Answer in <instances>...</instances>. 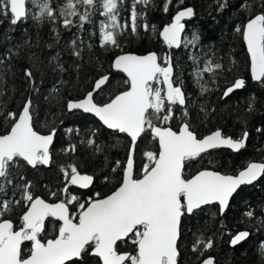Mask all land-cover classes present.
<instances>
[{
    "label": "snow or ice",
    "instance_id": "snow-or-ice-1",
    "mask_svg": "<svg viewBox=\"0 0 264 264\" xmlns=\"http://www.w3.org/2000/svg\"><path fill=\"white\" fill-rule=\"evenodd\" d=\"M149 2L132 0L130 25L127 19L123 24L118 21V3L122 4L123 0H66L58 13L48 0H0V16L8 19L11 25H16L28 18V5H32L38 9V12L32 13L34 20L39 21L46 16L54 22L60 16L63 17V26L70 28L76 23L73 19L76 18L79 27L83 28L99 11L105 17L99 27L100 46L119 47L118 36L126 28L130 27L133 34H138L140 13L136 11V4L147 6ZM171 2L165 0V12ZM178 3L182 5L184 0H178ZM226 6V0L218 2L221 11ZM81 7L85 9L83 12L79 10ZM250 7L246 2L241 4L242 9ZM261 7H264V0H261ZM194 14L192 7L178 10L171 23L159 32L168 49L182 45L184 48L196 47L199 41L197 33L194 32L190 38L182 36L185 30L182 21ZM0 23L3 21L0 20ZM143 27L147 31L149 25L145 23ZM152 31H156L155 26H152ZM235 31L242 35L246 43L252 80L264 84V13L237 25ZM190 59L197 65L193 71L203 93L207 91L202 83L204 73L215 75L223 66L209 58L204 60L201 69L199 56H190ZM112 68L126 75L124 83L129 85L127 90L110 96L102 104L97 103L95 96L103 92L110 80L106 74L96 80L92 90L83 98L67 102L69 112L82 110L93 114L107 129L130 138L126 162H116V167L121 169L119 184L107 196L101 198L97 192L93 194L96 198L90 196L82 201L80 196L72 193V186L88 189L94 184V176L82 174L75 163L61 167L63 187L59 192H49L50 197L56 199L54 203L36 196L31 191L30 181L13 185L10 170L18 168L21 161L32 168L50 165L51 146L57 129L53 128L48 134L34 130L30 98L19 114L9 112L5 117L12 123L10 129L0 135V193L5 192L7 185H13V195L19 189L20 198L0 199V264H77L86 255L96 258V264H178L182 218L213 203L219 205V212L223 215L230 198L242 185H251L264 176V162H249L236 175L201 170L187 178L186 162L203 158L221 148L238 152L246 147L248 132L233 138L217 129L200 138L187 122L182 123L178 131L167 126L176 118L175 106L179 105L183 115H188L182 86H174V65L170 53H165L163 57L155 52L119 55L114 59ZM25 76L29 81L33 80L30 70H25ZM244 85L243 79H235L223 92V97H228ZM149 133L151 139L158 143V149L146 150V159L137 169L135 150L138 140ZM95 134L93 132L92 136ZM82 143L95 145V150L100 151L94 139ZM63 151L75 152L76 145H70ZM25 179L20 176L21 181ZM108 179L104 177L105 181ZM14 207L24 209L18 224L4 219ZM245 215L251 217L253 212L247 211ZM49 218L52 233L44 240L42 236L47 231ZM248 236L247 231H241L232 238L231 244L236 245ZM127 240L133 244V251L121 253L118 242ZM212 247V239L205 241L201 236L193 244L192 251L199 252L202 257ZM261 247L264 248V245ZM202 264H214L213 258L203 259Z\"/></svg>",
    "mask_w": 264,
    "mask_h": 264
},
{
    "label": "trees",
    "instance_id": "trees-1",
    "mask_svg": "<svg viewBox=\"0 0 264 264\" xmlns=\"http://www.w3.org/2000/svg\"><path fill=\"white\" fill-rule=\"evenodd\" d=\"M50 6L59 12L66 0H48ZM219 3L224 0H172L169 10L164 11L165 0H150L149 4L137 3L140 13L137 23L138 34L126 28L118 36L119 47L102 48L99 44L100 22L105 20L99 11L91 17V23L79 27V21L70 28L63 26V17L56 21L46 16L39 21L32 19V13L38 9L28 5L30 14L27 19L11 25L8 19L0 16V135L5 134L12 121L5 117L9 112L19 114L24 103L31 99V115L34 130L49 133L57 129L51 150L49 167L38 165L36 168L25 166L21 161L18 168H13V185L31 182V191L47 201L55 202L49 192H59L63 187L61 167L75 163L82 173L92 174L94 184L89 190L71 188L73 194L87 200L94 193L104 197L115 190L119 184L121 169L116 162L124 164L127 158L130 140L125 134L106 129L96 118L80 111L68 112L67 102L83 98L91 91L94 83L103 75L110 80L103 92L95 96L97 103L106 102L110 96L127 90L129 85L123 73L112 68L116 55L130 52L146 54L156 52L163 57L170 53L174 65V85L182 86L186 95L188 115L183 109L174 107L176 118L169 125L178 130L184 122L198 137L221 129L223 134L239 138L248 132L246 147L237 153L227 149L213 150L203 158L186 162L185 176L188 178L201 169H212L225 174H236L251 161L264 162V84L252 81L249 72V57L242 35L235 31L237 25H243L256 14L264 13L261 0H226L227 6L221 11ZM247 3L250 8L242 9ZM192 7L194 16L185 22L184 37L199 35L196 47L183 45L178 49H168L159 38V31L170 24L175 13L183 8ZM83 12L85 9H79ZM132 0L118 3V21L123 24L127 19L131 23ZM147 23L149 28L144 30ZM155 26L156 31H152ZM76 53H79L77 55ZM190 56H199V68L204 60L222 64V69L215 75L204 73L203 85L207 91L201 92V85L194 75L196 64ZM163 63V61H160ZM30 70L33 80L25 76ZM243 79L241 90L223 97V92L235 79ZM252 110L249 111V105ZM71 129V131H67ZM95 132V136L92 133ZM94 139L100 146H88L82 141ZM76 145L75 152L63 149ZM158 143L151 139L150 133L138 140L135 150L136 167L139 169L145 161L146 150L156 151ZM116 167V171L112 169ZM23 175L26 179L20 180ZM108 177V181L104 177ZM13 185H7L0 193V199H19L20 190L13 195ZM62 198V197H61ZM264 176L250 186H242L232 197L228 209L221 215L218 205L214 204L197 210L193 215L182 218L181 235L178 241V264H200L207 257H213L215 264H264ZM23 207H14L4 216L19 223ZM75 211V209H74ZM252 211L253 216L245 215ZM241 231L249 236L238 246L231 244L232 238ZM51 220L42 239L50 238ZM213 241V247L204 252L192 251V246L200 237ZM30 246V245H28ZM202 247V245H201ZM133 244L130 240L118 243L121 253H131ZM77 264H96V258L86 255Z\"/></svg>",
    "mask_w": 264,
    "mask_h": 264
},
{
    "label": "water",
    "instance_id": "water-1",
    "mask_svg": "<svg viewBox=\"0 0 264 264\" xmlns=\"http://www.w3.org/2000/svg\"><path fill=\"white\" fill-rule=\"evenodd\" d=\"M188 19H185L184 21H182L184 24H185V22L187 21ZM171 23V22H170ZM166 26V25H165ZM163 29V28H162ZM161 29V30H162ZM160 30V31H161ZM159 31V32H160ZM184 33V32H183ZM183 33H182V36H183ZM161 40H162V38L161 37H159ZM243 42H244V40H243ZM244 46H245V49H246V52H247V46H246V43L244 42ZM173 49H178V48H173ZM153 52V51H152ZM152 52H148V53H146V54H149V53H152ZM128 53H130V52H125V53H120V54H118V55H116L115 57H114V59L117 57V56H119V55H123V54H128ZM156 53V52H155ZM130 54H135V55H146V54H136V53H130ZM247 54H248V52H247ZM158 55V54H157ZM248 57H249V72H250V56H249V54H248ZM114 59H113V61H114ZM113 63V62H112ZM114 70V69H113ZM125 75V74H124ZM125 77H126V75H125ZM250 77H251V73H250ZM127 78V77H126ZM252 79V78H251ZM253 81V80H252ZM96 82V81H95ZM254 82H257V81H254ZM95 84V83H94ZM175 86V85H174ZM94 87V86H93ZM241 89V88H240ZM236 90H239V89H236ZM236 90H234V91H236ZM233 91V92H234ZM79 100V99H78ZM72 101H77V100H72ZM68 110V109H67ZM74 111H80V112H82V113H84L82 110H73L72 112H74ZM69 112V111H68ZM85 114H89V115H91V116H93L94 118H96L98 121H99V119L97 118V117H95L93 114H90V113H85ZM101 124H102V122L101 121H99ZM103 125V124H102ZM104 126V125H103ZM105 128H106V126H104ZM107 129V128H106ZM109 130V129H108ZM178 130H179V128H178ZM177 130V131H178ZM217 130V129H216ZM216 130H214V131H216ZM219 130H221V129H219ZM111 131H113V130H111ZM214 131H211L210 133H208V134H206V135H209V134H211L212 132H214ZM222 131V130H221ZM39 133V132H38ZM223 133V132H222ZM40 134H44V133H40ZM46 134H48V133H46ZM121 134V133H120ZM126 135V134H125ZM206 135H204V136H206ZM127 136V135H126ZM204 136H202V137H200V138H203ZM129 138V137H128ZM129 140H130V138H129ZM54 141H55V137H54ZM247 142V141H246ZM53 145H54V142H53ZM53 145L51 146V150H52V147H53ZM221 149H226V148H221ZM227 150H230V149H227ZM230 151H232V150H230ZM232 152H234V151H232ZM239 152V151H238ZM52 159V158H51ZM126 162V161H125ZM251 162H261V161H251ZM43 166V165H42ZM31 167V166H30ZM44 167H49V166H44ZM246 167V166H245ZM244 167V168H245ZM243 168V169H244ZM243 169H241V170H243ZM201 170H212V169H201ZM201 170H199V171H201ZM213 171H216V170H213ZM198 172V171H197ZM196 172V173H197ZM218 172H220V171H218ZM239 172V171H238ZM238 172L236 173V174H238ZM82 173V172H81ZM195 173V174H196ZM221 174H225V173H223V172H220ZM82 174H88V173H82ZM236 174H228V175H236ZM89 175H92V174H89ZM194 175V174H193ZM93 176V175H92ZM263 177V176H262ZM262 177H260V178H258V180L257 181H255V182H253V184L254 183H256V182H258ZM188 178H191V176L190 177H188ZM252 185V184H251ZM93 186V185H92ZM92 186H90L88 189H80V190H89V189H91L92 188ZM242 186H250V185H242ZM241 186V187H242ZM72 187H74V188H76V189H79V188H77V187H75V186H72ZM240 187V188H241ZM239 188V189H240ZM238 189V190H239ZM237 190V191H238ZM112 193V192H111ZM110 193V194H111ZM235 194V193H234ZM234 194H233V196H234ZM109 195V194H108ZM107 196V195H106ZM232 196V197H233ZM41 197V196H40ZM232 197L230 198V201H231V199H232ZM43 198V197H42ZM102 198V197H101ZM46 200V199H45ZM47 201V200H46ZM230 201H229V204H230ZM47 202H50V201H47ZM50 203H54V202H50ZM215 203H213V204H210V205H205V206H203L202 208H204V207H207V206H211V205H214ZM216 205H218V204H216ZM218 207H219V205H218ZM228 209V208H227ZM226 209V210H227ZM226 210H225V212H226ZM224 212V213H225ZM223 213V214H224ZM263 213H264V204H263ZM239 233V232H238ZM237 233V234H238ZM236 234V235H237ZM235 235V236H236ZM234 238V237H233ZM246 240V238L244 239V240H242V241H240L238 244H236V245H233V246H238V245H240L241 243H243L244 241ZM122 242H124V241H120V242H118V243H122ZM207 258H209V257H207ZM211 258H213V257H211ZM206 259V258H205ZM213 261H214V264H215V259L213 258ZM200 264H202V261H201V263Z\"/></svg>",
    "mask_w": 264,
    "mask_h": 264
},
{
    "label": "flooded vegetation",
    "instance_id": "flooded-vegetation-1",
    "mask_svg": "<svg viewBox=\"0 0 264 264\" xmlns=\"http://www.w3.org/2000/svg\"><path fill=\"white\" fill-rule=\"evenodd\" d=\"M243 88V87H242ZM241 88V89H242ZM241 89H239V90H241ZM236 91H238V90H236ZM235 92V91H234ZM233 93V92H232ZM247 143V142H246ZM242 150V149H241ZM230 151V150H229ZM232 152V151H231ZM234 153H237V152H234ZM56 202V201H55ZM49 220H51V218H49ZM46 223H48V221L46 222ZM30 247V246H29Z\"/></svg>",
    "mask_w": 264,
    "mask_h": 264
}]
</instances>
